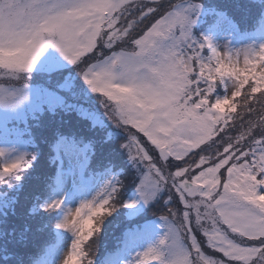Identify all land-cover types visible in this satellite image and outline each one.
Wrapping results in <instances>:
<instances>
[{"label":"snow or ice","instance_id":"snow-or-ice-1","mask_svg":"<svg viewBox=\"0 0 264 264\" xmlns=\"http://www.w3.org/2000/svg\"><path fill=\"white\" fill-rule=\"evenodd\" d=\"M198 7L196 0H0V76L19 81L53 45L80 66L92 92L106 98L105 114L136 130L127 132L123 147L146 163L140 197L147 203L163 191L165 205L176 198L182 209L162 217L167 231L135 264H264V115L244 121L256 111L253 105L264 111V44L221 52L207 38L195 40L189 13ZM98 45L111 55L96 59ZM219 84L226 94L213 99ZM10 85L0 84V103L24 98ZM137 132L173 171L158 166ZM28 163L22 155L3 164L0 181ZM120 189L114 178L74 213L68 210L58 227L75 238L63 264H93L84 244L114 211ZM197 232L222 259L204 254Z\"/></svg>","mask_w":264,"mask_h":264},{"label":"trees","instance_id":"trees-1","mask_svg":"<svg viewBox=\"0 0 264 264\" xmlns=\"http://www.w3.org/2000/svg\"><path fill=\"white\" fill-rule=\"evenodd\" d=\"M162 1L159 0V3ZM196 2L199 7L191 12L195 21L191 32L201 41L206 38L208 29L221 17H226L228 21L237 25L240 31L248 35L264 26V0H196ZM107 51L109 49L104 50V53ZM203 52L208 56L210 49L205 47ZM58 73L54 74L61 76L63 72ZM38 85L42 86V82H38ZM42 88L44 97L48 88L43 86ZM224 92L222 84H219L213 93V99L218 93ZM64 95V101L57 102L55 106L46 104V101L40 102L39 100L45 99L40 98L37 101L39 110H35L32 114L28 113L25 119L8 122L10 128H17L26 141L24 155L29 163L18 173L7 175L0 181V258L2 259L0 264H40L48 247L55 246L60 241L56 228L63 213V205L61 204L60 208H48L44 207V204L54 196L58 186L61 161L57 153V145L62 138L78 146L88 144L89 162L84 169V179L105 172L109 168L115 172L120 171L118 175L121 181L120 195L114 203L117 205L115 208L120 209L122 216L119 221L113 219L114 224L109 228L110 232L106 231L108 234L106 237L103 236L99 241L85 242V250L91 249L88 258L93 260V264H106L107 256L122 247L129 231L148 229L157 218L168 215L169 208L165 204L159 208L149 206L150 203L157 202L165 196L163 191L160 192L161 199L146 203L141 198L135 211L126 206L127 198L133 192L139 193V176L144 170L138 172L136 162H132L128 156L124 161L121 159L124 150L116 149L114 144L116 137L110 132L112 129L106 122L103 127L100 126L90 114L87 115L83 110L73 106L72 99L67 100V93ZM253 107L256 111L251 117L244 115L245 123L248 119L257 120L259 115H264L260 105ZM237 111H242L239 104ZM2 165L3 158L0 156V166ZM178 205L181 207L180 203ZM149 212L151 217L147 216ZM112 213L115 214V211ZM99 235L101 234L94 233L92 239ZM110 235L112 237L108 238Z\"/></svg>","mask_w":264,"mask_h":264},{"label":"rangeland","instance_id":"rangeland-1","mask_svg":"<svg viewBox=\"0 0 264 264\" xmlns=\"http://www.w3.org/2000/svg\"><path fill=\"white\" fill-rule=\"evenodd\" d=\"M169 0H163L162 3L167 5ZM180 1V0H177ZM213 3V2H212ZM190 17L193 19L191 12L189 13ZM192 28V26H191ZM206 38L211 41V43L221 52L223 51H234L240 49H259L261 44H264V28L262 30L253 31L250 35L247 33H243L234 23L228 21L226 17H221L218 21L212 25L211 28L206 32ZM192 37L197 40L196 36ZM126 47H130V45H124ZM108 48L98 45L97 49H95L96 59L102 60L105 55H111V51L104 53V50ZM115 50H119V46L115 48ZM203 52V50H202ZM91 55V54H89ZM203 55L206 56L203 52ZM96 59L89 61V63H95ZM242 58H241V66H242ZM81 67H84L82 64ZM65 70L67 71L65 73ZM62 71V75H55V72ZM61 74V73H58ZM42 82V86L44 88H48L45 90L44 97L42 96L43 88L41 85H38V82ZM230 83V82H228ZM0 84H12L10 85V90L20 89L24 94V98L20 99L15 104H7L0 103V131L3 130V133L0 135V150H3V160L4 163L12 162L20 158L25 154V145L21 138L19 131L12 132L8 126L7 121L12 120L14 117L16 119H25L27 118L28 113H33L35 110H39V103L37 104L38 99L45 98L43 100H39L40 102L46 101V104L49 103L52 106L58 103H62L64 101L65 95L67 93V100L72 99L73 106H76L80 110H83L87 115L90 114L91 118L96 120V123L103 127L105 122L108 124L109 128L112 130L111 133L114 134L116 149L124 150V153L120 156L124 161L129 154L127 150L124 149L123 144L127 143V132L132 131L136 132L135 129H125L119 124L115 123L111 120L104 111L103 100L106 98L102 94H97L92 92L90 86L85 82L80 72V66L78 64H73L69 62L65 57L60 53V51L55 48L53 45H48L40 57L37 59L34 67L29 73L24 74V76L16 81L14 79H8L3 76H0ZM225 92L218 93V96H223L226 94V85L222 84ZM231 89H229L228 95L230 96ZM35 99V100H34ZM70 101V102H72ZM35 103V104H34ZM41 104V103H40ZM70 104V103H69ZM13 134V136H11ZM138 137L141 138L142 142L145 146L150 150V155L153 156L154 161L165 169V171H173L169 166V162L160 161L159 154L157 151L153 150L146 141V138L142 137V134L136 133ZM62 150L64 152V160L62 165L64 168L63 180L59 182V188L57 189V194L54 196L49 202L46 203L48 205L53 200H60L63 204V213L59 218L57 223L56 230L60 235V241L57 245L48 248L47 255L44 256L43 262L41 264H63V261L71 248V243L75 238V234L71 229H65L58 227L59 224L63 222L65 216L68 214V210L71 209L74 213L75 208L79 207L80 203L87 200H92L97 193L102 192L104 186L108 184L110 181H113L114 178H117V173H113L111 170L106 171L105 173H101L98 176L92 177L88 180H84L82 177V172L85 167V162L81 163L79 166L81 167L80 172L78 173L75 170V166L72 164L75 163V157L78 151H83L86 153L87 146L84 148L78 149L73 144H69L65 139L62 140ZM133 155L135 154V147L132 149ZM72 154V155H71ZM87 154V153H86ZM71 155L69 158L68 156ZM86 159V158H84ZM187 159V158H186ZM133 162L134 160L131 159ZM136 162V163H135ZM137 171L140 172L141 169L144 172L147 171L146 163H140L135 161ZM174 162V161H173ZM84 164V165H83ZM139 164V165H138ZM78 166V165H76ZM140 166V167H139ZM144 166V168H142ZM71 175L74 179V189L66 191L71 188L66 184V180ZM168 198L167 193L165 196L157 201L150 203L149 206L163 207L164 200ZM137 201V203L133 207H129L131 210H136L135 208L140 204L141 197L138 194H133L129 201ZM117 201V200H116ZM159 202V203H158ZM178 199L174 198L173 202L166 205L169 209H182L178 205ZM45 206V205H44ZM162 210V209H161ZM115 214L111 213V215L105 216L103 218V222L101 224V228L99 231L98 237L94 239L89 238V240H101L103 236H107L106 231L110 232L109 228L113 226V219L120 220L122 214H120V209H114ZM85 215L87 214V209L84 210ZM148 217H151V213H147ZM161 216L155 220L154 225H152L149 230H145L142 233L136 235L135 237L129 238L126 242V245L123 251L110 255L107 259L106 264H135L137 259V254L141 253L145 248H147L150 244H154L160 237H162L167 228L165 226V221ZM197 238L201 244L202 251L208 257L213 259H222V254L218 251L213 250L208 246L206 238L202 235V233L197 232ZM104 237V238H105ZM110 235L108 238H111ZM2 259L0 258V261Z\"/></svg>","mask_w":264,"mask_h":264},{"label":"bare ground","instance_id":"bare-ground-1","mask_svg":"<svg viewBox=\"0 0 264 264\" xmlns=\"http://www.w3.org/2000/svg\"><path fill=\"white\" fill-rule=\"evenodd\" d=\"M82 157V154H78L76 155L75 157V162H79L80 161V158ZM42 263V261L40 262V264Z\"/></svg>","mask_w":264,"mask_h":264}]
</instances>
